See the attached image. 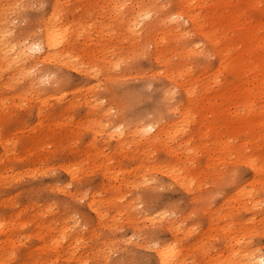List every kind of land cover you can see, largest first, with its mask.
Segmentation results:
<instances>
[{
  "label": "bare ground",
  "instance_id": "obj_1",
  "mask_svg": "<svg viewBox=\"0 0 264 264\" xmlns=\"http://www.w3.org/2000/svg\"><path fill=\"white\" fill-rule=\"evenodd\" d=\"M25 1L26 0H0V106L3 107L4 110L10 108V104L12 102L8 103L9 100L13 101V100H16L15 98L22 99L24 97H28V96H26V93L28 91H31V93H32V89H34V88L36 89L37 86H38V88H40L42 85H44V84L41 85V80L44 78L43 74L45 75V73H47L48 77L50 78L49 79V84H50V86L52 85L51 88L58 87L57 89L55 88L56 90L53 89V90H55V91L52 92V94H54V96H57V95H55L57 93L64 94L67 91L72 92V93H77V94L79 93L80 95H82L84 93L85 94L91 93V95L92 94L96 95L97 93H100L101 91H103V92L104 91L116 92L114 89H115L116 86H118V83L121 80V79L119 80V78H118L119 75L117 74L118 73L117 70L119 69V67L122 64L124 65L125 60H126V62L128 61L126 59L127 56L130 54L129 56H131V59L132 58H137V57L140 58L142 56V54H144L145 50L143 51V49H145L147 46H149V47L151 46L152 49L150 51L148 50L149 53L147 52V54L146 53L145 54L147 55V57L149 59L154 60L156 62V64L158 65L159 69H157L158 70L157 73H155L156 72L155 71L154 74L160 75L166 81V85L163 87V89H165V87L171 86V89H173V90L175 89L178 92H182L185 95L184 102L181 104L182 106H180L181 110H178V113L181 115L180 116L181 120H182V122H184L183 124H186L185 121H187L189 116L195 115V113L198 115L200 113L199 108H202L203 110H208L209 109V111L212 110V113L214 114V113H217L218 110L222 111L224 106L227 108L228 104H229V107H230V104H232L231 106L237 107V108H235L237 110H233L234 107L232 109H228V110H232L233 114H235L234 111L235 112L237 111L238 113L239 112H241V113L244 112V114L247 115V116H249V114L250 115L254 114L253 116L255 117V118H253V116H251L252 117V119H251L250 116L248 118H247V116L246 117L244 116L245 118L241 119L242 116L240 115L241 118H239L238 120H237V118H232L231 119L232 122L235 123L233 126L236 127L237 131H239L238 129H240V128L243 129V131L240 130L241 131L240 134L245 132L246 135H249L250 131H253V133L251 134V135H253L254 132L258 128L264 127V9H263L262 15H258V16H255V17H254L253 14L251 15V13H250L252 10L256 11L255 8H259L258 10L263 8L264 7V0H148L149 2L146 1L147 3H145L144 2L145 0H144L143 2L146 5H142L141 0L140 1L139 0H41V2L39 3V5L41 6V10H40L41 16H40V20L38 19L39 20L38 26L36 28H34V27L29 28V25L26 24L24 26L16 28V27H14V25L16 24V22L14 24V19L15 18H17V19L18 18L25 19V17L29 13V8L30 7L27 8V7L24 6L25 5ZM129 1H131L129 3L130 6L128 4ZM37 2H38V0H37ZM164 3H166V4H164ZM37 8H38V6L36 7V9ZM94 10L97 13L96 16H92L93 15L92 13H94L93 12ZM248 16H250L251 18H248ZM245 17H247L249 19V22H247L248 19L245 18ZM36 18H38V17H36ZM179 19H184L190 25V30L187 33H190V35L192 33L194 35L200 36L201 42L204 45H206L205 48L207 49V52L208 51L211 52L213 54V56L216 58L217 63L210 71L205 72V71H203L201 69H197V68L193 69V67L191 68L189 66H186V65H184L181 62V60L182 61L183 60H187V58H192L194 56H198L200 54H203V52L205 53V50L200 47V44H199L200 42L196 43L194 45L191 44L192 41H190L188 39V37L190 35H185L186 31L183 30L185 32L184 33V32L181 31V29H179V25L177 23L179 21ZM27 20H30V19H27ZM91 34H94L95 37H92ZM21 40H22V42H21ZM26 41H30L29 44ZM37 43H39L41 45L43 51L39 52L38 54L37 53H32L31 52V48H32V46L34 44H37ZM197 45H199V47H197ZM32 69H35V71L32 72L31 71ZM64 70H71V71L77 72L78 74L82 75L85 78V82L84 83H80L81 85H78L76 87L69 88V90H67V91H64L63 89L59 90V88H62L63 86H67V84L68 85L70 84V83L66 82V77L63 74ZM119 71H121V70H119ZM123 73H125V72H122V74ZM142 75H144V74H142ZM45 77H47V76L45 75ZM121 78H123V77H121ZM108 84H111L112 87L110 85L108 87ZM38 88L36 89V91L38 90ZM167 90H169V88H167ZM47 91H48V89H47ZM177 91H175V92H177ZM35 93H36V96H38V93L35 92V90H34L33 94H35ZM124 93H127L128 95H131V91H129V92L128 91H124ZM43 94L44 93H42V95ZM165 94H167V93H165ZM30 95H32V94H30ZM59 96H63V95H59ZM87 96H88V94H87ZM98 96H99V94H98ZM32 98L33 97L29 98L30 101H31ZM44 98H45V96H44ZM60 98L62 99V97H60ZM104 98L105 97H103L101 99H104ZM173 98L174 97H172V100H173ZM67 99H69V97ZM87 99H89V98H87ZM98 99L100 101V98H98ZM40 100H41V98H40ZM44 100H46V99H44ZM126 100H125V103H126ZM18 101H22V100H18ZM32 101H35V100L33 99ZM58 101H59V99H58ZM106 102H107V100H106ZM47 103H49V102H47ZM94 103L95 104L90 103V105H92V108H93V106L97 105V109H98L97 113H98V115L102 116L101 119L104 118V117L107 119V117L109 118V117H113L115 115L114 114L113 116H111L110 113H109L110 112L109 109H107L106 106L101 105L100 102H98V100H95ZM164 103H165V101H164ZM174 104H176V103H174ZM44 105H46V104H44ZM124 105H125L124 106V108H125L127 106V104H124ZM117 107H118V105H117ZM122 107H123V104H122ZM220 107H223V108L220 109ZM108 108H110V106ZM65 109H68V108H65ZM4 110L0 109V112H1L0 113V118H1L0 122L7 115L5 112L2 113V111H4ZM120 110L121 109H119V112H120ZM87 111H88V109H87ZM111 111H112V109H111ZM175 111H176V106H175ZM193 111L195 112L194 114L192 113ZM171 112H173V111H171ZM225 112H226V110H225ZM37 113H39V109H38ZM222 113L224 114V111ZM208 114L210 115V112ZM233 114H231V112H230L229 115H231V117H232ZM244 114H242V115H244ZM120 115L118 114V116H120ZM173 115L176 117L175 114H173ZM220 115H222V114H220V112H219L218 116H220ZM229 115H227V116H229ZM236 116L240 117L237 114H236ZM91 118L93 119V117H91ZM204 118H205V116H204ZM226 119H225V121H226ZM228 119H230V118H228ZM109 121L110 120L107 121V124L110 125ZM122 121H124V120H122ZM39 122H40V120H39ZM59 122H61V119L59 120ZM65 122H66V120H65ZM68 122L69 121H67V123ZM115 122H116V120L113 123H115ZM157 122H155V123H157ZM187 122H189V121H187ZM77 123H80V122H78V120H77ZM77 123H76L75 126L80 127ZM102 123L104 124V122H102ZM138 123H139V121H138ZM170 123L172 124V122H170ZM199 123H201V122H199ZM202 123H204V122H202ZM218 123H220V122H218ZM218 123H216V124H218ZM4 124H6V123L4 122ZM65 124H63V125H65ZM121 124H122V122H121ZM121 124L119 125V123H118L116 125V127L114 126L117 131L116 132L115 131H113V132L111 131L112 134L109 132V130L108 131L106 130V131H107V133L111 134V137H114V136L118 137V143H119V141L121 143L120 148L122 147L124 149V147H125L127 149V147H128L127 145H129V146L131 145V147L134 149L135 155L140 160V162H138L139 166H137L133 170L134 171V175H130L128 173L129 176L128 175L127 176L129 178L128 179L126 178V180L129 183H131V186H132V184L138 185V184H135L137 182H140L141 185L143 183V185H144V184H146L144 182H146L147 179L146 180H142V175H150L151 172H152L153 175H155L153 173L154 171H158V170L164 169L168 165V164H165L163 162L159 163L158 161L155 160L154 157H156V151L159 150L158 147H161L164 150L163 153L166 156L176 153L170 147V145H171L172 141H175L180 135H182V133L179 132V130H181V126L182 125L180 127L176 128V130L178 129V132H176V130H174L175 133L173 132L174 134L171 135L172 132H170L168 130V128H167L169 125L167 126V124L165 125L163 123L162 124H154V123H148V122L141 123V121H140L139 125H136V124L134 125L135 127L133 129L136 128L134 131H133V129H130L129 127L126 126V125H128V123L126 125H124V126H122ZM179 124H181V123H179ZM214 124L215 123H213V125ZM230 124H231V122H230ZM63 125H62V127H63ZM70 125H74V124L70 123ZM82 125H81V127H82ZM94 125L95 124L92 123L90 125V127L94 126ZM104 125H106V123ZM104 125H102V124H100L98 122L95 125V128H99V127L102 128L103 127V129L105 130V126ZM226 125H225V129H222V130H226ZM149 126H151V130L150 131H143L144 129H148ZM185 126H187V125H185ZM221 126L222 125H220V127ZM213 127H216V126H213ZM218 127H219V125H218ZM204 128H202V129H204ZM230 128H232V127H230ZM50 129H51V127H50ZM108 129H111V128H108ZM138 129H140V130H138ZM111 130H113V129H111ZM213 130H215V129H213ZM213 130H211V131H213ZM17 131H19V130H17ZM93 131H94V129H93ZM98 131H100V130H98ZM183 131H184V129H183ZM200 131H201V128H200ZM218 131H220V130H218ZM232 131H234L233 128H232ZM204 132L201 131L202 134ZM206 132H207V130H206ZM228 132H229V129H228ZM104 133H106V132H104ZM107 133H106V135H107ZM185 133H187V132H185ZM212 133L214 134V132H208V134H204V138L207 139L208 136L211 138L210 135ZM8 134H10V133H8ZM8 134L6 135L7 137H5V139L3 138L4 140L2 138L0 139V146L3 149V151H4V153L2 155V158L4 156V158H3L4 160H5L6 156H7V158L14 157V155H13L14 148H12V146H15L18 142L23 143L22 142V137L16 138L14 140H9L11 138H9ZM88 134H90V133H88ZM99 134H101V133H99ZM219 134H222L221 131L219 132ZM191 135L193 136V134H191ZM259 135H260V133H259ZM263 135H264V130H263ZM108 136L109 135H107V138H111V137H108ZM132 136H134V140L131 141L130 139H131ZM192 136H188L189 140H190V137H192ZM200 136H202V135H200ZM25 137L28 140V142L29 141L31 142V144H28L25 148L21 149V151H20V158L21 159L20 160L22 161L24 158H27L28 156H30L32 154H34V155L37 154L40 157V159L42 160L43 159L42 156L44 155V151L50 145H52L51 142H53V140L50 139V137H48V135L46 133L45 134H40L39 137H36V138L34 137V143H32L33 137H27V136H25ZM263 137H261V135H260L259 137H257V138H259L258 140H256L257 138L255 139L256 140L255 142H260V140ZM96 138H99V137H96ZM225 138L227 139L228 137H225ZM233 138H234V136H233ZM114 139H116V138H114ZM221 139H222L221 141H218L217 138L213 137V139L209 142V144H206L204 146V152L202 154L206 155V157L210 156L212 154V150H211L210 147L214 146V145H217V143H218V146L219 145L221 146V148L219 147L220 148V150L218 152L219 156L218 157L217 156L216 157L213 156V157H215L216 159L217 158H219V159L220 158L221 159L224 158L225 160L224 159L223 160L227 161V162H229V160L230 161H234L235 158L238 159V157L240 156V148H244L245 147L244 145L247 143L246 142L244 145H238L237 148L235 146H234V148H231V146H230L231 142L228 143L227 142L228 139H227V141H225L226 139L223 140L224 137L221 138ZM101 140H102V138H101ZM186 140H184V141H186ZM196 140L197 139H195V141ZM184 141H183V144L185 143ZM244 141H245V139H244ZM169 142H171L170 145L168 144ZM175 144H176V141H175ZM196 144H198V143H195V145ZM19 145H21V144L19 143ZM45 145H47L46 148H44ZM118 145L119 144H117V146ZM189 145H191V144H189ZM192 145H193V143H192ZM202 145H203V143H202ZM254 145L255 146H253V149L251 151L252 153L249 154V156L248 155L244 156V158L248 157L245 160H247L246 162H247V165L249 166V168H251L253 170L254 177H252L253 178L252 180L247 182V183H250L251 187L250 186L249 187L251 189H250V191H246L247 188L245 186L238 187L235 190V192H233L232 194H230L227 197L228 198L227 199V203L228 204H225L224 206L231 205L232 202L237 197H240V196L244 197V199H241V201L243 202V205L244 204L245 205H247V204H251L252 205V207H250V205H249L248 208L246 207L247 210L258 208L264 202L260 198V195L262 193H264V154H263V151L261 150V148L258 146L257 143H255ZM193 147H195V146H193ZM249 147L250 146L246 145V148H244V151L249 149ZM176 148H177V146H176ZM199 148H197V151H198ZM89 149H90V147H89ZM182 149H184V148H182ZM227 149L229 151H230V149H233V151L232 152L230 151L229 153H226ZM188 150L191 151V148H189ZM100 151L97 150V153L100 152ZM115 151H116V148H115ZM115 151H113V152L116 153ZM117 151H119V150H117ZM180 151L181 150H178V153H180ZM217 151H216V153H217ZM183 152H186V151H183ZM198 152H200V151H198ZM50 153L51 152H49V154ZM100 153H102V152H100ZM248 153H250V152H248ZM14 154H15V152H14ZM102 154H104V153H102ZM87 155H88V153H87ZM104 155H106V154H104ZM130 155H133V154H130ZM177 155H179V154H177ZM195 155L196 156L200 155V153L199 154H195ZM214 155H215V153H214ZM236 156H238V157H236ZM106 157H107V155H106ZM103 158L105 160L104 162H107V160H106L107 158H105V157H103ZM108 158H109V156H108ZM187 158H188V156H187ZM232 158H234V160H231ZM3 159L2 160L0 159V167L2 166ZM97 159H98V157H97ZM226 159H228V160H226ZM129 160H132V159H129ZM217 161H219V160H217ZM95 162H93V163L97 164ZM219 162H217V163H219ZM238 162H237V164H238ZM101 163H102V161H101ZM179 163L181 164L182 162H179ZM189 163L190 162H188V164ZM244 163H241V164H244ZM64 165H63V167H64ZM185 165L186 164H184V166ZM211 165H212L211 163L210 164H206L205 167H207V170H206L207 172H208V169L209 170L211 169ZM99 166H100V164H99ZM120 166H121V163H120ZM120 166L118 168L115 166L117 168L115 170L116 171L119 170ZM193 166H195V164ZM75 167H76V165H75ZM75 167H73V168H75ZM196 167H198V166H195V168ZM70 168H72V167H70ZM220 168H222V166ZM112 169H114V168H112ZM112 169H110V171ZM198 169H199V167H198ZM223 169L222 170L220 169V171L221 172L224 171ZM67 171H69V170L67 169ZM119 171H117L116 173L114 172V174H118ZM133 171H132V173H133ZM164 171L171 176L170 180H174L175 183L174 182L173 183L175 184V186L178 185V184H176V181H175L176 179L178 181H180L179 183H181L182 185H185V186H190L191 182H193V180H195L192 176L188 175V173H186V176H185V173H184V176H182V173L180 172V168L173 169L171 171H167L165 169ZM192 171H194V169ZM206 171H205V173H207ZM105 172H107V171L105 170ZM160 172H162V170ZM165 172H164V174H165ZM185 172H186V170H185ZM225 172L226 171H224V173ZM162 173H160V174H162ZM14 174H15V172L12 171V175L11 176L8 175V177H12ZM18 174H19V172H18ZM123 174H124V172H123ZM193 174H195V173H193ZM198 174L200 175V173H198ZM2 176H3V172L0 171V186L3 185V183H1V181L4 180V178ZM112 176H111V178H112ZM156 176L157 175H155L154 177H156ZM113 177L117 178L118 176L116 177V175H115ZM154 177H151V178H154ZM172 177H175V178L172 179ZM102 178H103V176H102ZM198 178H201V177H198ZM196 179H197V177H196ZM16 180H18V179H16ZM82 180H85V179L83 178ZM86 180H88V179H86ZM114 180H116V179H114ZM154 180H155V178H154ZM227 180H228V178H227ZM121 181L124 182L125 180H121ZM77 182H79V180ZM122 182H121V184H123V186H124L125 182L124 183H122ZM184 182H189V184L188 183L187 184H183ZM64 183H62V184H64ZM200 183L203 184V182H200ZM200 183H198V184H200ZM228 183H230V182H228ZM5 184L6 183H4V185ZM121 184H120V186H121ZM100 185L102 186L104 184H100ZM112 185H113V183L111 184V186ZM154 185L155 184H153V186ZM153 186H152V188H153ZM168 186L169 185H167V187ZM201 186L202 185H200L198 187H201ZM117 187H119V186L116 185V188ZM61 188H63V187H61ZM125 188H127V187H125ZM65 189L66 188H64V190ZM111 189H112V187H111ZM146 189H147V187H146ZM193 189H194V187H193ZM108 190H110V189L108 188ZM128 190L131 191L132 189H128ZM154 190H156L155 187H154ZM49 191H50V189H49ZM132 191L130 193H132ZM183 191L185 192L186 190L183 189ZM73 192L74 191H72V193ZM75 192H77V191H75ZM90 192H91V190H90ZM104 192H107V190L104 191ZM95 193L101 194L100 192H95ZM188 193L189 192L187 191V194ZM195 193L196 192H194V194ZM61 194H63V193H61ZM105 194H107V193H105ZM126 194H128V193H126ZM66 195H68V194H66ZM83 195L84 194H82V196ZM89 195H91V194H89ZM95 196L96 195H94V197ZM103 196H105V195H103ZM112 196H113V194H112ZM123 197H124V195H123ZM137 197H138V194L136 195V197H134V199L136 200ZM139 197H140V194H139ZM139 197H138V200H139ZM74 198L78 199L80 197L77 196V197H74ZM115 198H117V200H115V204L114 205L112 204V203H114V199H113V201L111 200L112 203L110 202V204H112L113 206L116 205L118 207V209H116V216H117L116 218L118 219V216H120V219H118V220H123L125 222L127 221L134 227L136 225V219H137L136 218V214L139 213V212H137V210L135 211V208L138 205L142 204V203H138V204H136L137 205L136 206L135 205L136 202L133 203L132 200L126 201V200H128V199H126L125 201H122L123 198L122 197L121 198L117 197V195H116ZM196 198H198V197H196ZM91 199H93V198H91ZM91 199H89L90 202H91ZM190 199H191V197H190ZM204 199H206V198H204ZM80 200H82V199H80ZM89 200H88V202H89ZM94 200H96V199L94 198ZM94 200L92 201L93 203H94ZM135 200H133V201H135ZM238 200H240V199H238ZM108 201H110V200H108ZM241 201H239V202H241ZM63 202H65V201H63ZM90 202H89V204L91 205L92 202L91 203ZM190 202L192 203V201H190ZM194 202H195V200H194ZM59 203H61V202H59ZM65 203L67 204V202H65ZM97 203L98 202H96V204ZM223 203H225V202H223ZM234 203H236V202H234ZM171 204H173V203H171ZM195 204L197 205V203H195ZM233 204H232V206H233ZM237 204H239V203L237 202ZM51 205H53V204H51ZM99 205L101 206V204H99ZM192 205L194 207V204H192ZM239 205H241V204H239ZM54 206H55V204H54ZM141 207H142V205H141ZM169 207H167V208H169ZM196 207H198V206H196ZM202 207H203V205H202ZM46 208L48 209V207H46ZM49 208H51V207H49ZM207 208H209V206ZM73 209H72V211H73ZM101 209H103V208H101ZM171 209L172 208H170V210ZM240 209H242V208L240 207ZM51 210H52V208H51ZM54 210L56 211L57 209H54ZM69 210H70V208H69ZM75 210H74V212H75ZM198 210L201 212L202 211L201 207H199ZM34 211H32V212H34ZM76 211L78 213V210H76ZM101 211L104 212L105 210H101ZM101 211L99 213H101ZM244 211H246V210H244ZM253 211H254L253 213L257 212L255 210H253ZM36 212H34L33 214L29 215V217L27 219L28 221H22L21 223L19 221L18 222V227L16 228L17 230H9V231L5 230L6 228L2 224L3 223V218H2V221H0V264H11L12 262H15V259L17 257L16 250L18 249V247L15 246V245L17 243H21L20 242L21 240L18 238V240L14 241V238L17 237V236H14L13 240H12V237H10V234L12 233V235H13V233L17 232L22 226H25V222H32V221H35L36 224H37V231L38 232H37L36 236L39 238V240L41 242V245L39 247H36L34 250H31V251L28 249L30 252L26 251L24 254H22L21 259H20V260H22V264H87V261L89 260V258L87 260V256L89 257L90 253L88 252L89 253L88 254L87 252L84 251V252L80 253L81 257L77 256V254H78L77 252H78L79 248L82 246V245H79L80 247L78 246L79 241H80L81 238H79L77 236V234H78L77 231L71 230V228H72V227H70L71 224L70 225H67V224L65 225L64 224L65 226L64 225L62 226V224H61L62 220H59V219H53L49 223H44L42 220H40L41 218L44 219L43 215L41 214L42 211L40 210V214H38L39 212L38 213H36ZM93 212H94V209H93ZM145 212H146V210L144 211V214H145ZM157 212H159V211H157ZM171 212H172V210H171ZM258 212L261 213V211H258ZM25 213H27V212H25ZM48 213H50V212L48 211ZM161 213H165V212L161 211ZM213 213H215V212H213ZM241 213H242V211H241ZM244 213H246V212H244ZM154 214H151V216L152 215L154 216ZM203 214H204V211H203ZM220 214H222V213H220ZM220 214L218 213L219 216H220ZM17 215L23 216L22 212H18ZM80 215H82V214H80ZM161 215L162 214H159V216H161ZM214 215H217V214H214ZM214 215H212L211 217L214 218L215 217ZM242 215H243V213H242ZM97 216H98V214H97ZM141 216H143V215H141ZM151 216L150 215L149 216L145 215V217L143 216L142 218H145V220H146L145 222H147V220ZM174 216H176V215H174ZM183 216H185V215H183ZM147 217H149V218L147 219ZM162 217H164V216H162ZM188 217H189V215H188ZM211 217L209 219H211ZM229 217H228V219H231V217L230 218ZM11 218H13V216H11ZM82 218H83V215H82ZM156 219H157V217H154V220L151 219V222L155 221ZM162 219L163 218H161V220ZM224 219H225V217H224ZM235 219H236V217H235ZM96 220H97V218H96ZM159 220H160V218H159ZM167 220H168V218L165 219L164 221L168 222ZM207 220H208V217H207ZM240 220H239V222H240ZM254 220H255V218H254ZM111 221H112V219H111ZM157 221H158V219H157ZM171 221H173V220H171ZM249 221H251V220H249ZM65 222H67V221H65ZM120 222H121V224H123L122 221H120ZM138 222H141V221H138ZM169 223L172 224L171 222H169ZM87 224L88 223H86V225ZM108 224L110 225V223H108ZM133 224H135V225H133ZM143 224L144 223H142L141 225H143ZM231 224H232V222H231ZM237 224H238V222H237ZM60 225H61V227H59ZM145 225H146V223L144 224V226ZM167 225H166V227H168V229H169L170 225L169 226H167ZM187 225L189 226V224H187ZM223 225L221 224L220 227L223 228L222 227ZM253 225H257V223H255ZM81 226L85 227L84 225H81ZM92 226H93V223H92ZM95 226H97V225H95ZM125 226H128V225L125 224ZM144 226H142V227H144ZM151 226L154 227L155 225L153 226V224H152ZM151 226H149V227H151ZM177 226H176V229H172V228L170 229L171 230L170 232H172V234L175 235V239L172 238L173 239L172 242H163V241H161L163 243L159 244L157 248H155V249L152 248V249H154L155 260L157 261L158 264H163V258H162L161 253L164 251V249H166L167 247H169L171 245H175V247L177 248V254H176V257H175L174 264H185V262L187 261V260L185 261V259H186V257H185L186 256V249L187 248L183 244V240H184L185 237L184 238H180L181 229H180V227L177 228ZM188 226H186V227H188ZM217 226H218V224H217ZM230 226H232V225H230ZM101 227H103V226H101ZM133 227H132V230H133ZM166 227H165V230L167 229ZM192 227L193 226H191L190 229ZM210 227H212V226H210ZM220 227H219V229H220ZM226 227H227V225H226ZM226 227H225L224 230H226ZM103 228H102V230H103ZM109 228L110 227H108V229ZM129 228H131V227H129ZM157 228H158V226H157ZM160 228L162 229V227H160ZM119 229H120V227H119ZM153 229H155V228H153ZM243 229L245 231H248V232L251 230V229L249 230V229H245V228H243ZM34 230H33V232H34ZM175 231L177 233H179V234H175L176 233ZM182 232H185V231H182ZM186 232H189V230H187ZM212 232H213V230H212ZM133 234L134 233H132V235ZM198 234H199V237H200V233H198ZM216 234H215V236H216ZM234 234L236 235V233H234ZM237 234H239V233H237ZM241 234L243 235L244 232L242 231V233H240V235ZM7 235H9L11 240H9V241L5 240L6 238H4L3 236H7ZM144 235H142V236L144 237ZM263 235H264V232H263ZM129 236H131V235H129ZM129 236H128V241L132 238V236H131V238H129ZM152 236H153V234H152ZM170 236H171V233H170ZM257 236H259V235H257ZM1 237H3L5 241L1 242ZM207 237H210V236H207ZM231 237L233 238L232 234H231ZM107 238H109V237H107ZM191 238H192V236H191ZM236 238H237V240H233V241L241 242L239 240L240 238L238 239V237H235V239ZM121 239H122V237H121ZM133 239H135V238H133ZM150 239H152V238H150ZM212 239H210V240L212 241ZM216 239H218V238H216ZM250 239H252V238L250 237ZM99 240H97V241H99ZM122 241H123V239H122ZM122 241L120 243H122ZM147 242H146V245L148 244ZM207 242H210V241H207ZM207 242H206V244H207ZM155 243H153V244H155ZM228 243H231V242L229 241ZM241 243H243V242H241ZM250 243L252 244V242H250ZM153 244L151 246H153ZM247 244L249 245V243H247ZM94 245H95V243H94ZM208 245L212 246V244H208ZM237 245H238V243H237ZM41 246H44V247H41ZM197 246H199V245H197ZM117 247H119V245ZM153 247H155V246H153ZM122 248H124V246ZM131 248H133V247H131ZM257 248H258V246H257ZM224 250H226V249H224ZM234 250H235V248H234ZM256 250H251V251L250 250H245V249L237 250V252L239 251L238 252L239 253V260L237 258L238 263L239 264H259V261L261 260V255H260V251H258L259 248H258L257 251ZM196 251H197V256L200 255L202 258H204L203 259L204 261H205V258L210 253V252H207L205 250H198L197 249ZM129 252H132V251H129ZM237 252H234V253H236V254H234L235 256L237 255ZM125 253L126 252H124V254ZM102 254H103V252L98 250L97 252L93 251L91 256L92 255L94 256V260L98 259L97 264H108V262H106L104 260V256ZM210 254H212V253H210ZM215 256H214V253H213V258H215ZM225 257L228 259V257H230V255L228 257L227 256H225ZM131 258H132V256H131ZM191 258L194 259V256H192ZM191 258H189V259H191ZM199 258L200 257H198V259ZM106 259H108V258H106ZM111 259H112V257H111ZM124 259H126V258H124ZM187 259H188V257H187ZM229 259L230 260L231 259L234 260V258H232V257L229 258ZM18 262H20V261H18ZM229 263H231V261H229ZM94 264H96V263H94Z\"/></svg>",
  "mask_w": 264,
  "mask_h": 264
},
{
  "label": "rangeland",
  "instance_id": "obj_2",
  "mask_svg": "<svg viewBox=\"0 0 264 264\" xmlns=\"http://www.w3.org/2000/svg\"><path fill=\"white\" fill-rule=\"evenodd\" d=\"M143 1L144 0H141L142 5H146V4H144V2L145 3L149 2L148 0H145L144 2ZM40 2H41V0H38V2H37V0H26L24 6L27 7V8L30 7L29 8V13L25 17V19H22V18H18L17 19V18H15L14 19V24H15V22H16V24L14 25V27L19 28V27L24 26V25L27 24V25H29V28H31V27L36 28L38 26V23H39V20H40V16H41V13H40L41 6L39 5ZM130 2L131 1H129L128 4ZM164 4H166V3H164ZM37 6H38V8L36 9ZM129 6H130V4H129ZM258 9L259 8H255L256 11L252 10L250 12L251 15L253 14L254 17L258 16V15H262L264 7L261 8L260 10H258ZM93 12L94 13H92L93 14L92 16H96L97 15L96 11L94 10ZM36 17H38V18H36ZM245 18H247V17H245ZM248 18H251V17L248 16ZM27 19H30V20H27ZM247 22H249V19L247 20ZM177 23L179 25V29H181L182 32L186 31V33H187L190 30V25L184 19H179V21ZM91 35H92V37H95L94 34H91ZM188 39L190 41H192L191 44H193V45L200 42L199 43L200 47L205 50V53L203 52V54H200L198 56H194L192 58H187V60H183V61L181 60V62L184 65H186V66H189L191 68L193 67V69L197 68V69H201V70H203L205 72L210 71L217 63L216 58L213 56V54L211 52H209V51L207 52V49L205 48L206 45H204L201 42L200 36L194 35V34L191 33V35L188 37ZM21 42H22V40H21ZM26 42L29 44L30 41H26ZM151 49H152L151 46L150 47L147 46L145 49H143V51L145 50L144 54H142V56L140 58L137 57L138 59L137 58H132L131 59V56H129L130 54L128 55L129 57L127 56L126 59L129 62L128 61L126 62V60H125V62H124L125 66L122 64L123 66L121 65L120 66L121 68L119 67V69L117 70V72H118L117 74L119 75L118 78H119V80L120 79L121 80L118 83V86H116L115 89H114L116 92H108V91H104L103 92V91H101L100 93H97L96 95H93V94L91 95V93H87L88 96L85 93L80 95L79 93L77 94V93L69 92V91H67V90H69V88L76 87L78 85H81L80 83H84L85 82V78L82 75H80L77 72H75V71L64 70L63 74L66 77V82L70 83V84L69 85L67 84V86H63L64 88L63 87L59 88V90L63 89L64 91H67L68 93L65 92L64 94H60V93H57L58 92L57 91L56 92L57 94H55V95H57L58 97L54 96V94H52V92L55 91L58 87H55L56 89L55 88H51L52 85L50 86V84H49V79H50L49 78L47 80L46 84L45 83H43L44 85L41 84L42 86L40 88H38V86L36 87V89L38 88L37 91H36L35 88L32 89V93H31V91H28L29 93L28 92L26 93V96H28V97H24L25 99L24 98H22V99L15 98L16 100H13V101L9 100L10 102L8 101V103H11V102L13 103V104L12 103L10 104V108L4 110V108L0 106V109L4 110V111H2V113L5 112L7 114L5 116V118L2 119L1 122H0V139L1 138L5 139V137H7L6 135L8 133H10V134H8L9 138H11L9 140H14L16 138L22 137V142H23V143L18 142L15 146H12V148H14V152H15V154L13 152L14 157L7 158V156H6L5 160L3 159L4 156L2 158V155H3L4 151H3V149L0 146V159L1 160L3 159L2 166L0 167V171L3 172V176L2 177L4 178V180L1 181V183H3V185L0 186V221H2V218H3V223L2 224L6 228L5 230H8V231L9 230H17L16 228L18 227V222L19 221H20V223L22 221H28L27 219H28L29 215L33 214L36 211H37L36 213L39 212L38 214H40V210H41L42 211L41 214L43 215L44 219L41 218L40 220H42L44 223H49L53 219H59V220H62V223H61L62 226L64 224L65 225L66 224L67 225L71 224L70 225V227H72L71 230L77 231V233H78L77 236L79 238H81L80 241H79L78 246L82 245L81 247L79 246L80 248H79V250L77 252L78 253L77 256L81 257V254H80L81 252H84V251L87 252V253L89 252L90 255H89V257L87 256V260L89 258V260L87 261V264H89V263L90 264H94V263L97 264L98 259L94 260V256L93 255L91 256V254L93 253V251L97 252L98 250L103 252L102 255L104 256V260L106 262H108V264H158L157 261L155 260V255H154V249L157 248V246H155V245H159V244H161L163 242H172V240L175 239V235L172 234V232H170L171 231L170 229L171 228L172 229H176L177 225H178L177 228L180 227V229H181L180 238H184L185 237L184 240H183V244L187 248L186 249V256H185L186 257L185 261L186 260L187 261L185 262V264H199L200 262H201L200 264H239L238 263V260H239V253L238 252L239 251L237 252V250L245 249V250H250L251 251V250H256V249L258 250V248H259L258 251H260L261 249H264V235H263V232H264V202L260 205V207H258L259 209L255 208V209L247 210L249 205H250V207H252V205L251 204H247L248 206L245 205V204L243 205V202L241 201V199H244V197L240 196V197H237L232 202V204L234 202H236V203L233 204V206H232V204L224 206L225 204H228L227 203V199H228L227 197L230 194H232L233 192H235V190L238 187L245 186L247 188V189L245 188L246 191H250V189H251L250 187L251 186H250V183H247V182L252 180L253 179L252 177H254V175H253V170L251 168H249V166L247 165V162H246L247 160H245L248 157L244 158V156L245 155L249 156V154L252 153L251 151L253 149V146H255L254 145L255 143L258 144V146L261 148V150L263 151V154H264V137H263L264 136L263 135L264 127H261V128L257 127L258 129L256 128L257 130L254 132L253 135H251L253 133V131H250L249 135H246L245 132L240 134L241 131H243V129L240 128V129H238L239 131H237L236 127L233 126L235 123L232 122L231 119L232 118H237V120H238L239 118H241V116H242L241 119H243L247 115H245L244 112L243 113L239 112L240 113L239 114L237 111L236 112L234 111L235 114H233L232 113L233 111L232 110H228V109H232L234 107L233 110H237V109H235L237 107L231 106L232 104H230V107H229V104H228L229 108L228 107L226 108L225 106H224V108L220 107V109L223 108L222 111L218 110L217 113H214L215 115L212 113V110L209 111V109L208 110H203L202 108H199V111H200L201 114L199 113L197 115L193 111L192 113L193 114L195 113V115L189 116V118L187 119V121H189V122L185 121L186 124H183L184 122H182L181 117H180L181 115L178 113V110H181L180 106H182L181 104L184 102L185 95L182 92H178L175 89L174 90L171 89V86L165 87V89H163V87L166 85V81L160 75L154 74L155 71H156L155 73H157V71H158L157 69H159V67H158V65L156 64V62L154 60L149 59L147 57V55H146L148 50L150 51ZM119 70H121V71H119ZM122 72H125V73L122 74ZM142 74H144V75H142ZM45 75L48 77L47 73H45ZM45 75L43 74V77H45ZM120 76L123 77V78H121ZM109 85L112 87L111 84H108V87H109ZM149 85H151V87H149ZM46 88L48 89V91H47ZM167 88H169V90H167ZM53 89H55V90H53ZM34 90H35V92L38 93V96H36V93L33 94ZM124 91H128V92L131 91V95H128L127 93H124ZM171 91L172 92L173 91L174 92L177 91L178 93L175 92L174 95H169V93H171ZM42 93H44V94L42 95ZM165 93H167V94H165ZM30 94H32V95H30ZM98 94H99V96H98ZM59 95H63V96H59ZM44 96H45V98H44ZM31 97H33V98L30 101L29 98H31ZM60 97H62V99ZM68 97H69L70 100L67 99ZM97 97L100 98V101H99V99ZM103 97H105L104 98L105 100L101 99ZM108 97L110 99L111 98L112 99L110 100ZM172 97H174L173 100H172ZM40 98H41L42 101L40 100ZM87 98H89V99H87ZM33 99L35 101H32ZM44 99H46V100H44ZM58 99H59V101H58ZM18 100H22V101H18ZM95 100H98V102H100L101 105L106 106L107 109H109V111H110L109 113H110L111 116H113L114 114L115 115L113 117H109V118L107 117V119L105 117L101 119L102 116L98 115V113H97V110H98L97 109V105L93 106V108H92V105H90V103L95 104L94 103ZM106 100H107V102H106ZM125 100H126V103H125ZM164 101H165V103H164ZM47 102H49V103H47ZM101 102H103V103H101ZM174 103H176V104H174ZM44 104H46V105H44ZM122 104H123V107H122ZM124 104H127L128 107L126 106L124 108V106H125ZM117 105H118V107H117ZM109 106H110V108H108ZM175 106H176V111L177 112L175 111ZM65 108H68V109H65ZM38 109H39V113H37ZM87 109H88V111H87ZM111 109H112V111H111ZM119 109H121L120 112H119ZM225 110H226V112H225ZM171 111H173V112H171ZM208 111L210 112V115L208 114L209 113ZM223 111H224V114L222 113ZM219 112L223 116L222 115L218 116ZM230 112H231V114H233L232 117H231V115H229ZM172 113L175 114L176 117ZM118 114L119 115L121 114V115L118 116ZM226 114L229 115V116H227ZM236 114L239 115V116L241 115V116L238 117V116H236ZM242 114H244V115H242ZM253 115L249 114L251 119H252L251 116H253ZM204 116H205V118H204ZM249 116H247V118ZM91 117H93V119ZM228 118H230V119H228ZM253 118H255V117L253 116ZM60 119H61V122H59ZM105 119L107 121L108 120L111 121V122L109 121L110 125L107 124V121ZM225 119H226V121H225ZM39 120H40V122H39ZM65 120H66V122H65ZM77 120L80 123H77ZM115 120H116V122L113 123ZM122 120H124V121H122ZM67 121H69L68 122L69 124L67 123ZM138 121H139V123H138ZM140 121H141V123L148 122V123H154V124H162V123L165 124V125L167 124V126L169 125L167 127L168 130L170 132H172L171 135H173L175 133L174 130H176L177 127H180L182 125L181 126V130H179V132L182 133V135H180L175 140L176 144H175V141H172V143L171 142L168 143L169 145L171 143L170 147L176 153L166 156L163 153L164 150L161 147H158L159 150L156 151V157H154L155 160L158 161L159 163L163 162L165 164H168L167 165L168 167L166 166L164 169H161L163 173L160 172L161 170H158L162 174H160L158 171H154L153 173L155 175H157L156 177H154L155 175H153L152 172L150 173V175H142V180H146L147 179L146 182H144L146 184L143 185V183L141 182L142 183V185H141L140 182H137L135 184H138V185L132 184V186H133L132 187L131 183H129L126 180V178L127 179L129 178L128 177L129 174L130 175H134V171L133 170L137 166H139L138 162H140V160L135 155L134 149L131 147V145L130 146L127 145L128 147L126 146L128 150L125 147H124V149L121 147L122 148L121 149L120 148L121 143H120V141L118 143V137L117 136L111 137V134H112L111 131L112 132L113 131H115V132L117 131L115 129V127H116V125L118 123L120 125L121 122H122V124H121L122 126H124V125H126L128 123V125H126V126L129 127L130 129H133L135 127L134 126L135 124L136 125L140 124ZM177 121L179 123H181V124H179ZM4 122L6 124H4ZM98 122L100 124H102V125H104L106 123V125H104L105 126V130L103 129V127L102 128L101 127L95 128V125ZM102 122H104V124ZM155 122H157V123H155ZM170 122H172V124ZM199 122H201V123L204 122V123H202L203 124L202 125ZM212 122L215 123V124L213 125ZM218 122H220V123H218ZM224 122L225 123L227 122L226 123L227 125ZM230 122H231V124H230ZM70 123L74 124V125H70ZM76 123L80 127L75 126ZM92 123H94L95 125L90 127V125ZM216 123H218V124H216ZM223 123L226 125V130H222V129H225V125ZM63 124H65V125H63ZM62 125H63V127H62ZM81 125H82V127L84 129L81 127ZM185 125H187V126H185ZM218 125H219V127H218ZM220 125H222L223 127L222 126L220 127ZM213 126H216V127H213ZM50 127H51V129H50ZM230 127H232L234 131H232V128H230ZM108 128H111L113 130L108 129ZM200 128H201L202 132H204V131L206 132V130H207V132L206 133L204 132L202 134L201 131H200ZM202 128H204V129H202ZM93 129H94V131H93ZM135 129H133V131ZM183 129L187 133H185L183 131ZM213 129H215V130H213ZM228 129H229V132H228ZM17 130H19V131H17ZM98 130H100V131H98ZM106 130L107 131L109 130V132L111 134L107 133ZM138 130H140V129H138ZM211 130H213V131H211ZM218 130H220L222 134H219L220 131H218ZM44 132L48 135V137H50V139L53 140V142H51L52 145H50L44 151V155L42 156L43 159L41 160L40 157L37 154L36 155L32 154V155L28 156L27 158H24L21 161L20 160L21 159L20 158L21 149L25 148L28 144H31V142L30 141L28 142V140L26 139L25 136L33 137L32 143H34V137L35 138L39 137L40 134H45ZM104 132H106L107 135H109L108 137H111V138H107V135ZM176 132H178V129L176 130ZM208 132H214V134L212 133L210 135L211 138L208 136L207 139H206V138H204V134H208ZM88 133H90V134H88ZM99 133H101V134H99ZM259 133H260L261 137H263V138L260 140V142H255L256 140L259 139V138H257V137L260 136ZM191 134H193V136ZM200 135H202V136H200ZM188 136H192V137H190V140H189ZM233 136H234V138H233ZM96 137H99V138H96ZM100 137L102 138L103 141L101 140ZM132 137L130 139L131 141L134 140V136H132ZM213 137L217 138L218 141H221L222 140L221 138H223V137H224L223 140L226 139L225 137H228L227 138L228 141H227V139L225 141H227L228 143L231 142L230 143L231 148H234V146L237 148L238 145H244L246 142L247 143L244 145L245 146L244 148H246V145L250 146V147H249V149H247L245 151H244V148H240V156L239 157L236 156V157H238V159L235 158V160H234V158H232L231 160H234V161H230L229 160V162H227V161H224L225 160L224 158H222V159L221 158L220 159L219 158H217V159L215 158L216 156L217 157L219 156L218 152H219V150L221 148V146L220 145L218 146V143H217V145H214V146L210 147L211 150H212V154L210 156L206 157V155L202 154L204 152V146L206 144H209V142L213 139ZM114 138H116V139H114ZM195 139H197L198 141L197 140L195 141ZM244 139H245V141H244ZM184 140H186L187 142L184 141ZM183 141L185 142L184 144H183ZM200 141L203 143V145H202V143ZM240 141L241 142L243 141V142L241 143ZM19 143L21 145H19ZM116 143L119 144V145L117 146ZM192 143H193V145H192ZM195 143H198V144L195 145ZM189 144H191V145H189ZM88 146L90 147V149H89ZM176 146H177V148H176ZM193 146H195V147H193ZM46 147H47V145L44 146V148H46ZM114 147L116 148V151H115ZM182 148H184L185 150L182 149ZM189 148H191V151L188 150ZM197 148H199L198 151H200V152L197 151ZM177 149L181 150L180 153H178ZM97 150H99V151L101 150L100 152L106 154L107 157H106V155H104V154H102L100 152L97 153ZM117 150H119V151H117ZM113 151H115L116 153H114ZM183 151H186V152H183ZM216 151H217V153H216ZM230 151L232 152L233 149H230ZM230 151L227 149L226 153H229ZM49 152H51V153L49 154ZM248 152H250V153H248ZM87 153H88V155H87ZM199 153H200V155H197V156L195 155V154H199ZM214 153H215V155H214ZM130 154H133V155H130ZM177 154H179L182 158L179 155H177ZM186 155L188 156L189 159L187 158ZM108 156H109V158H108ZM213 156H215V157H213ZM97 157H98V159H97ZM103 157L107 158L106 159L107 162H104L105 160H104ZM129 159H132V160H129ZM217 160H219L220 162L217 161ZM226 160H228V159H226ZM92 161L93 162L96 161L95 163H97V164H94ZM101 161H102V163H101ZM216 161L219 162V163H217ZM179 162H182L181 163L182 165ZM188 162H190V163L188 164ZM237 162H238V164H237ZM120 163H121V166H120ZM210 163L212 165L214 163L215 164L213 166L211 165V169L210 170L208 169V172H207L206 171L207 167H205V166H206V164H210ZM241 163H244V164H241ZM62 164L63 165L65 164L64 167H63ZM99 164H100V166H99ZM184 164H186V165L184 166ZM194 164H195V166H198L199 169H198V167L195 168V166H193ZM75 165H76V167H75ZM115 166L117 168L120 166V169H119L120 171L117 170V171H119L118 172L119 175L118 174H114V172L115 173L117 172L115 170V169H117ZM221 166H222V168H220ZM70 167H72V168H70ZM73 167H75V168H73ZM109 168L110 169L114 168V169H112L110 171ZM178 168H180V172L182 173V176H184V173H185V176H186V173H188V175L192 176L195 179V180H193V182H191L192 185L191 184H190V186L182 185L181 183H179L180 181H178L176 179L175 181H176V184H178V185L175 186L174 180H170L171 176L164 171L165 169L167 171H171L173 169H178ZM67 169L69 171H67ZM193 169H194V171H192ZM220 169L221 170L223 169L226 172L225 173H224V171L221 172ZM105 170L107 172H105ZM185 170H186V172H185ZM12 171H14L15 174L12 177H8V175L9 176L12 175ZM132 171H133V173H132ZM205 171L207 173H205ZM18 172H19V174H18ZM123 172H124V174H123ZM164 172H165V174H164ZM193 173H195V174H193ZM198 173H200V175ZM110 175L111 176L112 175L113 176L116 175V177L117 176L118 177L114 178L112 176V178H111ZM102 176H103V178H102ZM150 176L154 177L155 180H154V178H151ZM196 177H197V179H196ZM198 177H201V178H198ZM15 178L18 179V180H16ZM83 178L85 180H82ZM113 178L116 179V180H114ZM173 178H175V177H172V179ZM227 178H228V180H227ZM86 179H88V180H86ZM78 180H79V182H77ZM121 180H125L124 181L125 182L124 186H123V184H121V182H122ZM124 182H122V183H124ZM200 182H203V184L200 183ZM228 182H230V183H228ZM4 183H6V184L4 185ZM62 183H64V184H62ZM112 183H113V185L111 186ZM187 183L189 184V182H184L183 184H187ZM198 183H200V184H198ZM69 184L71 185V187H69ZM100 184H104V185L101 186ZM120 184H121V186H120ZM153 184H155L158 188L155 185L153 186ZM116 185L119 186V187L116 188ZM167 185H169V186L167 187ZM200 185H202V186L198 187ZM152 186H153V188H152ZM61 187H63V188H61ZM111 187H112V189H111ZM125 187H127V188H125ZM146 187H147L148 190L146 189ZM154 187L156 188V190H154ZM193 187H194V189H193ZM64 188H66V189L64 190ZM108 188L110 190H108ZM49 189H50V191H49ZM128 189H132L133 190V191L131 190L132 193H130L131 191H129ZM183 189L186 190L185 191L186 193L183 191ZM90 190H91V192H90ZM106 190H107V192H104ZM72 191H74V192L72 193ZM75 191H77V192H75ZM187 191L189 192L188 194H187ZM95 192H100L101 194L95 193ZM194 192H196V193L194 194ZM61 193H63V194H61ZM105 193H107V194H105ZM126 193H128V194H126ZM66 194H68V195H66ZM82 194H84L85 196L83 195L84 196L83 197ZM89 194H91V195H89ZM112 194H113V196H112ZM137 194H138V197H139V194H140L139 200H138V197L136 198V200L134 199V197H136ZM94 195H96V196L94 197ZM103 195H105V196H103ZM116 195H117V197H120V198L122 197L123 198L122 201H125L126 199H128L126 201L132 200L133 203L136 202L135 205L138 204V203H142V204H140L138 206L136 205L138 208L136 207L135 211L137 210V212H139L140 214L139 213L136 214V218L137 219L135 218L136 219V225L133 224V225H135L134 227L127 221L125 222L123 220H118V219H120V216H118V219L116 218L117 217L116 216V209H118V207L116 205L113 206L115 204V200H117V198H115ZM123 195H124V197H123ZM77 196L80 197V198H78V199L74 198V197H77ZM190 197H191V199H190ZM196 197H198V198H196ZM203 197L206 198V199H204ZM91 198H93V199H91ZM94 198L96 200H94ZM260 198L262 199V201H264V193H262L260 195ZM80 199H82V200H80ZM87 199L88 200L91 199V202L94 200V203L92 202V204L90 205L89 204L90 200L88 202ZM113 199H114V203H112ZM238 199H240V200H238ZM108 200H110V201H108ZM133 200H135V201H133ZM194 200H195V202H194ZM63 201L67 202V204L65 202H63ZM190 201H192V203ZM239 201H241L242 203L239 202ZM59 202H61V203H59ZM96 202H98V203L96 204ZM110 202L113 205L110 204ZM223 202H225V203H223ZM237 202L239 204H241V205L237 204ZM171 203H173V204H171ZM195 203H197V205ZM51 204H53V205H51ZM54 204H55V206H54ZM99 204H101V206ZM192 204H194V207H193ZM141 205H142V207H141ZM202 205H203V207L206 210L202 207ZM196 206H198V207H196ZM208 206H209V208H207ZM46 207H48V209ZM49 207H51L52 210ZM167 207H169V208H167ZM199 207H201V210H202L201 212L198 210ZM240 207L242 209H240ZM69 208H70V210H69ZM101 208H103V209H101ZM170 208H172L171 210H172L173 213L171 212ZM54 209H57V210L55 211ZM72 209H73V211H72ZM75 209L78 210V213H77V211ZM93 209H94V212H93ZM74 210H75L76 213L74 212ZM101 210H105V211L103 212ZM145 210H146L147 213L145 212V214H144ZM244 210H246V211H244ZM253 210H255L257 212L253 213L254 212ZM32 211H34V212H32ZM48 211L50 213H48ZM52 211L53 212L55 211V212L53 213ZM100 211H101V213H99ZM157 211H159V212H157ZM161 211L165 212V213H161ZM203 211H204V214H203ZM241 211H242L243 215H242ZM258 211H261V213L258 212ZM18 212H22L23 216L17 215ZM25 212H27V213H25ZM213 212H215V213H213ZM244 212H246V213H244ZM218 213L219 214L222 213V214H220V216H219ZM80 214L83 215V218H82V215H80ZM97 214H98V216H97ZM151 214H154V216L153 215L151 216ZM159 214H162V215L159 216ZM214 214H217V215H214ZM141 215H143L144 217H145V215L146 216L150 215L151 217L150 218L147 217V219L148 218L149 219L147 220V222H145L146 221L145 218H142L143 216H141ZM172 215L173 216L176 215V216L173 217ZM183 215H185V216H183ZM188 215H189V217H188ZM212 215H214L215 217L212 218L211 217ZM11 216H13V218H11ZM162 216H164V217H162ZM229 216L231 217V219H228ZM154 217H157L158 221L156 219L155 221H152L153 222L152 223L151 219L154 220ZM166 217L168 218V220H167L168 222L164 221L165 219H167ZM207 217H208V220H207ZM210 217H211V219H209ZM224 217H225V219H224ZM235 217H236V219H235ZM96 218H97V220H96ZM159 218H160V220H161V218H163V219L160 221ZM254 218H255V220H254ZM111 219H112V221H111ZM238 219L239 220L241 219L240 222H239ZM64 220L67 221L68 223L65 222ZM137 220L141 221L144 224L146 223V225L145 226H144V224L141 225L142 223L138 222ZM171 220H173V221H171ZM249 220H251V221H249ZM120 221H122L123 224H121ZM32 222H25V226H22L17 232L13 233V235H12V233L10 234V237H12V240H13L14 236H17V237H15L16 239L14 238V241L18 240V238L21 240L20 241L21 243H17L15 245V246L18 247V249L16 248L17 249L16 250V255H17L18 258L16 257L15 262H12L11 264H22V260H20L22 254H24L26 251L30 252L31 250H34L36 247H39L41 245V242H40L39 238L36 236V234L38 232L37 231V224H36L35 221H32ZM169 222H171L172 224H170ZM231 222H232V224H231ZM237 222H238V224H237ZM86 223H88L87 224L88 226L86 225ZM92 223H93V226H92ZM108 223H110V225ZM255 223H257V225H253ZM125 224L128 225V226H125ZM152 224H153V226L154 225L155 226L152 227L151 226ZM187 224H189L190 227L191 226H193V227L190 229V227ZM217 224H218V226H217ZM221 224L222 225L224 224L222 226L223 228L220 227ZM229 224L232 225L234 228L232 226H230ZM81 225H84V226L86 225V226L82 227ZM95 225H97V226H95ZM166 225L167 226L170 225L169 229H168V227H166ZM226 225H227V227H226ZM101 226H103L104 228L101 227ZM118 226L120 227V229H119ZM142 226H144L145 228L142 227ZM149 226H151V227H149ZM157 226H158V228H157ZM186 226H188L189 228L186 227ZM210 226H212L213 228L210 227ZM59 227H61V225ZM108 227H110V228L108 229ZM129 227H131V228H129ZM132 227H133V230H132ZM160 227H162V229ZM165 227L167 228L166 230H165ZM219 227H220L221 230L219 229ZM225 227H226V230H224ZM102 228H103V230H102ZM153 228H155V229H153ZM243 228L249 229V230L251 229V230L248 232V231H245ZM33 230H34V232H33ZM187 230H189V232H186ZM212 230H213V232L215 234L217 233L216 236L212 232ZM182 231H185V232H182ZM242 231L244 232V234L240 235V233H242ZM131 232L134 233V234L132 235ZM170 233H171V236H170ZM198 233H200V237H199ZM234 233H236V235ZM237 233H239V234H237ZM152 234H153V236H152ZM175 234H179V233L176 232ZM231 234H232L233 238L231 237ZM129 235H131L132 238ZM142 235H144V237ZM257 235H259V236H257ZM128 236H129V238H131L130 240L132 242L130 240L128 241ZM191 236H192V238H191ZM207 236H210V237H207ZM3 237L6 238L5 240H8V241L11 240L9 235L3 236ZM3 237H1V242L5 241ZM107 237H109V238H107ZM121 237H122L123 241H122ZM215 237L218 238V239H216ZM235 237H238V239L240 238L239 240L241 242H243V243L238 242V241L237 242L233 241V240H237V238L235 239ZM250 237L252 239H250ZM133 238H135V239H133ZM150 238H152V239H150ZM99 239L100 240L102 239V240L100 241ZM210 239H212V241ZM97 240H99V241H97ZM121 241H122V243H120ZM145 241L146 242L148 241L147 245H146ZM161 241H163V242H161ZM207 241H210V242H207ZM229 241L231 243H228ZM152 242L153 243L156 242V243L153 244ZM206 242H207V244H206ZM250 242H252L253 245ZM94 243H95V245H94ZM237 243H238V245H237ZM247 243H249V245ZM152 244L155 247L151 246ZM208 244H212V246L208 245ZM118 245H119V247H117ZM197 245H199V246H197ZM123 246H124L125 249L122 248ZM257 246H258V248H257ZM41 247H44V246H41ZM131 247H133V248H131ZM233 247L235 248V250H234ZM152 248H154V249H152ZM195 249L196 250L197 249L198 250H205V251L210 252L212 254H210V253L208 254V256L205 258V261H206L205 262L203 260L204 258H202L200 255L197 256V251ZM224 249H226V250H224ZM129 251H132V252H129ZM124 252H126V253L124 254ZM234 252H237V255H238V256L236 255L237 257L234 255V254H236ZM213 253H214V256L216 255L215 258H213ZM229 255H230V257H228ZM128 256L130 258L132 256V258L130 259ZM192 256H194V259L191 258ZM225 256H227L228 259ZM111 257H112L113 260L111 259ZM187 257H188V259H187ZM198 257H200V258L198 259ZM231 257L234 258V260H232V259L230 260L229 258H231ZM106 258H108V259H106ZM124 258H126V259H124ZM189 258H191V259H189ZM237 258H238V260H237ZM18 261H20V262H18ZM229 261H231V263H229Z\"/></svg>",
  "mask_w": 264,
  "mask_h": 264
},
{
  "label": "snow or ice",
  "instance_id": "obj_3",
  "mask_svg": "<svg viewBox=\"0 0 264 264\" xmlns=\"http://www.w3.org/2000/svg\"><path fill=\"white\" fill-rule=\"evenodd\" d=\"M185 35H190V33H185ZM197 47H199V45H197ZM42 51L43 49L39 43L34 44L31 48L32 53H39ZM31 71L34 72L35 69H32ZM48 79L49 77H44L41 80V84L46 83ZM149 87H151V85H149ZM174 94H175L174 91L169 93V95H174ZM150 130H151V126H149L148 129H144L143 131H150ZM69 187H71L70 184H69ZM155 246L158 247V245H155ZM176 254H177V248L175 247V245H171L167 247L166 249H164V251L161 253L162 258H163V264H174ZM260 255H261V260L259 261V264H264V249L260 250Z\"/></svg>",
  "mask_w": 264,
  "mask_h": 264
}]
</instances>
